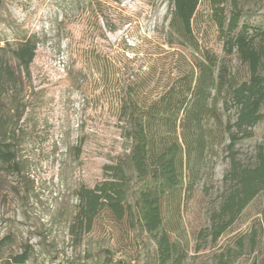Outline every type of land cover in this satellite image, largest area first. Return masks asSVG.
Instances as JSON below:
<instances>
[{
    "label": "rangeland",
    "instance_id": "374dc122",
    "mask_svg": "<svg viewBox=\"0 0 264 264\" xmlns=\"http://www.w3.org/2000/svg\"><path fill=\"white\" fill-rule=\"evenodd\" d=\"M36 1L21 0L11 7L14 16L23 21ZM227 4L264 23V0ZM172 12L169 0H48L28 27L38 47L31 77L13 56L17 41L0 50L1 141H12L13 116L33 90L72 78L50 91L48 135L19 149V171L0 159V236L15 235L7 255L28 244L35 255L27 264H71L77 257L96 264L91 258L104 260L107 251L126 264H264V191L215 238V216L229 191L224 146L201 167L194 189L175 199L138 191L146 162L126 171L127 182L113 165L132 147L117 128H127L118 121L123 73H131L137 102L148 106L180 60L197 63L215 45L214 29L202 20L194 39L181 38L171 28ZM251 132L234 147L245 165L264 146V119ZM141 205L149 209L144 217Z\"/></svg>",
    "mask_w": 264,
    "mask_h": 264
},
{
    "label": "trees",
    "instance_id": "16d2710c",
    "mask_svg": "<svg viewBox=\"0 0 264 264\" xmlns=\"http://www.w3.org/2000/svg\"><path fill=\"white\" fill-rule=\"evenodd\" d=\"M46 1L37 0L35 8H30L25 19L19 21L11 7H18L21 0H0V50L11 47L9 39L17 41L12 53L29 77L38 47L34 38L29 37L28 27L31 17ZM169 1L173 4L170 25L174 32L191 41L195 38L197 21L202 20L214 29L215 45L205 49L197 63L180 60L164 90L148 106L142 107L137 102V83L131 73H123L125 88L118 121L125 122L127 128H117L132 147L119 154L113 165L122 169L121 178L127 182L126 171L139 161L146 162L149 168L145 175L139 176L138 191L175 199L194 189L201 167L217 155V147L224 146L231 155V169L225 177L229 191L215 216L217 239L264 191V146L258 148L254 163L247 165L239 162L234 151L264 119V23L252 22L250 12L236 4L229 7L227 0ZM109 32L115 30L109 28ZM71 82L68 76L57 82V87L47 83L33 90L21 111L13 116L12 141L0 140V159L7 169L19 171V149L28 141L38 142L48 135L50 127L45 117L50 91L55 93L58 86H69ZM113 153L108 151V155ZM139 213L144 217L149 209L141 205ZM14 242L12 231L0 236V264H27L35 255L28 244L22 253L7 255ZM107 253L104 260L96 257L91 261L126 264ZM70 263L83 264L78 257Z\"/></svg>",
    "mask_w": 264,
    "mask_h": 264
}]
</instances>
